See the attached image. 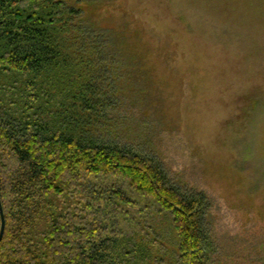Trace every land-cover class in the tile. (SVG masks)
I'll return each instance as SVG.
<instances>
[{
	"label": "trees",
	"instance_id": "obj_1",
	"mask_svg": "<svg viewBox=\"0 0 264 264\" xmlns=\"http://www.w3.org/2000/svg\"><path fill=\"white\" fill-rule=\"evenodd\" d=\"M89 1L0 0V264H209L212 198L121 123L135 57Z\"/></svg>",
	"mask_w": 264,
	"mask_h": 264
},
{
	"label": "rangeland",
	"instance_id": "obj_2",
	"mask_svg": "<svg viewBox=\"0 0 264 264\" xmlns=\"http://www.w3.org/2000/svg\"><path fill=\"white\" fill-rule=\"evenodd\" d=\"M83 9L135 57L121 123L171 178L212 198L209 264H264V0H95ZM165 253L153 257L167 262Z\"/></svg>",
	"mask_w": 264,
	"mask_h": 264
},
{
	"label": "water",
	"instance_id": "obj_3",
	"mask_svg": "<svg viewBox=\"0 0 264 264\" xmlns=\"http://www.w3.org/2000/svg\"><path fill=\"white\" fill-rule=\"evenodd\" d=\"M4 228H5V218H4V213H3V209L1 206V202H0V241L3 237Z\"/></svg>",
	"mask_w": 264,
	"mask_h": 264
}]
</instances>
